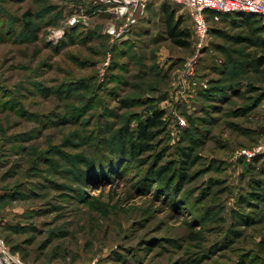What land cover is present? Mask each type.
<instances>
[{"label":"rangeland","instance_id":"rangeland-1","mask_svg":"<svg viewBox=\"0 0 264 264\" xmlns=\"http://www.w3.org/2000/svg\"><path fill=\"white\" fill-rule=\"evenodd\" d=\"M3 6L18 17L33 9L40 34L39 40L31 37L28 42L0 36V99L18 103L17 109L0 111V236L18 255H7L0 237L2 264H19V257L26 264H250L255 255L250 251L264 239V222L258 224L264 219V202L259 208L257 202H240L255 192V182L264 184V153L258 160L238 153L264 144V67L257 65L264 56V21L245 24L237 16L213 14L206 45L199 48L191 34L190 46L182 48L165 39L163 7L181 17L182 29L192 33L194 24L183 6L166 0H154L143 14L139 10L138 23L120 37L108 31L114 26L118 30L125 19L107 0H23ZM47 17L55 21L44 25ZM75 29L81 36L98 30L109 37L106 43L121 47L134 38L138 64L119 71L124 81L131 80L128 88L107 80L113 74L112 53L98 59L90 51L92 46L104 48V41L92 39L55 51ZM73 54L80 63L85 58L97 62L82 69ZM119 63L124 65L125 58ZM142 64L157 65L160 75L169 73L167 82L156 79L165 90L158 91L160 96L152 81L145 80L149 69ZM190 73L211 87L231 85L244 96L213 101L205 114L209 103L200 96L203 89L181 85L183 75ZM32 80L48 92L27 93L25 86L31 90ZM76 80L87 81L101 105L95 104L85 124L71 125L59 115H70L86 100L57 96L70 84L65 90L62 85ZM100 86L103 90H97ZM139 94L137 99L144 102L159 97L166 113L167 126L157 143L167 149L161 165L180 164V149L188 144L191 129L209 131L211 140L201 147L190 178L174 196L148 178L160 149L144 155V162L129 160L104 173L78 171L79 157L109 156L126 125L136 131L153 111L151 105L122 107L123 99ZM256 99L254 112L242 118L232 115L233 107ZM202 117L209 122H201Z\"/></svg>","mask_w":264,"mask_h":264},{"label":"trees","instance_id":"trees-1","mask_svg":"<svg viewBox=\"0 0 264 264\" xmlns=\"http://www.w3.org/2000/svg\"><path fill=\"white\" fill-rule=\"evenodd\" d=\"M7 1L14 2V3H20L23 0H0V36L3 37V39H7L8 37L11 40H15L17 42L26 41L28 42L29 38H34L35 40H39V30H37V27H34V20L36 18V15L33 11V9L29 8L25 13L18 17L14 14H12L7 7H4L3 4H5ZM26 1V0H25ZM169 5H173L174 3L167 1ZM162 20H163V32L166 40L172 41L176 46L187 48L190 46L189 40L191 37V34L193 37H195V30L193 27L192 33L182 29L183 20L181 17H178L177 14L174 12V10H171L170 7H163L162 9ZM36 12V11H35ZM48 12V11H47ZM52 13V12H51ZM215 15L214 12H209L207 14V19L210 24L211 33H212V25H211V15ZM227 15V14H226ZM237 16L241 19L242 23H249L251 20L260 19L263 21L260 17L257 15H242V14H228ZM48 16V15H47ZM49 18V17H47ZM43 19L46 20L43 24L49 25L52 21H55V17H50L49 19ZM149 21L148 23H150ZM77 30L75 29L73 33H70L66 35L65 40L61 44L60 47L55 48L56 52L64 51L67 47H71L74 45H87L90 43L92 39H96L95 41H104V44L106 45L104 48L102 47H90V51L93 50L96 54L94 55L95 58L101 59L106 57L108 53H112L114 55L113 63L111 67L109 68V72H113L112 76H107L108 82L109 80L113 79L114 83H121L125 84V87L128 88L130 86L131 80H128L125 77H120L119 71H126L128 69L126 66L134 62L135 64H138L137 56L138 54H133L134 50L137 49V46L135 45L136 42L132 40H128L124 43L123 47L121 46H115L113 44L106 43L107 40H109V37H105V35H102L101 33H98V30L91 31L89 34H85L81 36V33H77ZM75 34V35H74ZM140 32H136V36H140ZM26 35V36H25ZM147 35V33L145 34ZM81 36V37H80ZM94 41V42H95ZM92 43V41H91ZM74 61L79 65L82 69L86 68V66H90L93 68L95 66L94 59L92 58H85L82 63L78 62L80 60V57L73 54ZM125 58V64L122 65V63H119L120 60ZM141 58V57H139ZM106 59V58H105ZM85 61H87V65L85 64ZM257 65L258 67H264V56L257 59ZM143 69L149 71H146V79L145 80H151L152 81V90L155 93H158V91H163L164 87H162L163 84H161L157 80H161L164 82H167V79L169 81V73L160 75L158 73L159 69L157 65H151V67L146 68L145 64H142ZM111 78V79H110ZM152 78V79H149ZM157 79V80H156ZM221 82V81H220ZM218 82V84L220 83ZM29 84L32 85L31 90L25 86V90L27 93H30L31 95L34 94H43L47 90L42 87L40 82H34L29 81ZM66 84H70L68 86V91H62V94H58V98L61 100H76L80 101V99H85L86 101L81 102V106L78 107L73 113L70 115L67 114V116L59 115L60 118L64 119L63 122H68V124H73L75 121L79 124H85L86 120L83 121L89 114L90 111H94L95 104L101 105V102L99 98H97V94L95 92L91 91V85L87 83L85 80H76L73 83H65L62 85V89L65 90L67 87ZM72 84V85H71ZM169 87V83H168ZM34 88L37 89L38 93H34ZM99 89L97 90H103L102 87H97ZM161 89V90H160ZM49 90V89H48ZM165 91V90H164ZM48 92V91H47ZM91 92V93H90ZM126 92V91H125ZM89 93V96H88ZM162 93V92H161ZM161 93H158V96H160ZM218 94V95H216ZM26 96V95H25ZM140 94L137 97H126L121 101V105L124 108H131L136 106H153V111L147 113L144 120H141L138 123V127L136 131H132L129 124L126 125L124 130L122 131V134L119 135V140L116 145V147L109 152V156L107 154L105 155H82L78 159V171L80 172H86V175H90L96 172V174L104 173L107 169L110 170L112 167L117 166L123 162H129V160L132 161H138V163H141L143 161L144 155L150 154L152 152H155L157 149H160L157 145L158 138H160L164 134V130L167 126V122L165 121L166 113L162 109H160V98L156 97L155 99H151L149 101H143L139 97ZM201 98L206 103H209L205 109V114L211 107V104L213 101L215 102H225L229 98H239L243 97L244 95L241 94L238 89L235 87L229 85L227 89H224L222 87L215 88L211 87V85L208 86L207 89H203L201 92ZM7 97V96H4ZM3 97V98H4ZM136 98V99H135ZM12 100V101H11ZM10 101L3 102L2 99H0V111H5V109H17L18 103L15 105L12 103L14 101V98ZM258 99L253 101L254 103L249 106L239 105V107L235 106L233 107L232 115L237 118L246 117L247 115L251 114L256 110V108L259 106V103H257ZM205 105V106H206ZM9 107V108H8ZM218 110L217 108H214ZM87 119V118H86ZM199 120V117H198ZM201 122L208 121L206 119L203 120L200 119ZM189 122L192 125L194 124V119L192 117H189ZM209 122V121H208ZM67 124V123H66ZM203 124V123H202ZM239 124H235L236 128ZM241 129V128H240ZM209 131L206 133L199 132L198 129H191L188 133H186V140L188 144H186V147H182L180 149V155H181V161L180 164L177 166L176 161H170L167 164L161 165L162 156L166 153L165 151L167 149H160V154L156 159H154V163L152 166L149 167V180H154V185L161 186L163 190L168 193V195L174 196L173 193L179 192L183 188V183L190 178V170H192V167L197 163L196 159H199L200 156H202L203 149L201 147L204 146L205 143H207L208 140H211L208 138ZM168 152V151H167ZM167 154V153H166ZM161 156V157H160ZM261 156V155H259ZM257 156L255 160H258ZM144 162V161H143ZM81 163V164H80ZM81 165V168H80ZM195 167V166H194ZM85 175V174H84ZM175 176V177H174ZM254 191L251 195H248L244 197L243 200H241V205L247 204L246 202H249V204H254V202H257L255 205L256 208L261 207L260 204L263 201L264 202V193L262 189H264V184H259L258 182H255ZM180 197V196H179ZM247 199V200H245ZM249 200V201H248ZM250 201L252 203H250ZM1 202V200H0ZM259 204V205H258ZM243 218V216H240ZM264 218V217H263ZM264 222L263 220H259L258 224H262ZM250 226V225H249ZM237 237H241L242 233L236 232L235 233ZM3 240L8 252L12 256H18L16 253V248L9 247V241L7 239H4L2 235L0 236ZM264 239H261L260 243H258V248L255 249V251H250L251 257L254 255L253 261L250 262V264H264ZM3 255V254H2ZM20 261L23 264H26L24 259H21L19 257Z\"/></svg>","mask_w":264,"mask_h":264},{"label":"built area","instance_id":"built-area-1","mask_svg":"<svg viewBox=\"0 0 264 264\" xmlns=\"http://www.w3.org/2000/svg\"><path fill=\"white\" fill-rule=\"evenodd\" d=\"M154 0H107V3L114 2L117 6L114 9L115 14L123 21L120 28L116 27L109 29V34L120 37L123 33H127L130 28L138 23L137 14L141 10L145 12L146 6ZM183 6L189 13L195 30V36L198 40V47L205 46L210 38L211 28L207 19L209 12H214L216 15L221 14H242V15H257L264 21V0H166ZM121 20V19H120ZM75 22V21H74ZM107 65V63H106ZM181 85H187L193 88L208 87L207 83L200 82L195 79L194 74L183 75ZM264 153V144L253 149H243L238 155L239 157H247L252 160ZM5 251L6 246L2 241ZM7 255L12 256L8 251ZM13 257V256H12ZM0 264L2 260L0 258ZM21 264V262H19Z\"/></svg>","mask_w":264,"mask_h":264},{"label":"crops","instance_id":"crops-1","mask_svg":"<svg viewBox=\"0 0 264 264\" xmlns=\"http://www.w3.org/2000/svg\"><path fill=\"white\" fill-rule=\"evenodd\" d=\"M127 39H128V38H127ZM127 39H126V40H127ZM126 40H125V42H126Z\"/></svg>","mask_w":264,"mask_h":264}]
</instances>
